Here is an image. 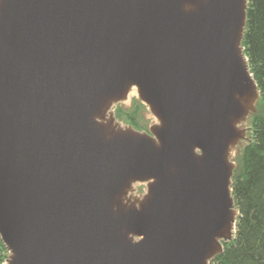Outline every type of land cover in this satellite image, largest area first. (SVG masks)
Instances as JSON below:
<instances>
[{
  "label": "water",
  "instance_id": "1",
  "mask_svg": "<svg viewBox=\"0 0 264 264\" xmlns=\"http://www.w3.org/2000/svg\"><path fill=\"white\" fill-rule=\"evenodd\" d=\"M248 0H0L7 264H209L234 238L260 99ZM155 123L113 108L130 93ZM141 189L140 192L138 189Z\"/></svg>",
  "mask_w": 264,
  "mask_h": 264
},
{
  "label": "trees",
  "instance_id": "2",
  "mask_svg": "<svg viewBox=\"0 0 264 264\" xmlns=\"http://www.w3.org/2000/svg\"><path fill=\"white\" fill-rule=\"evenodd\" d=\"M246 11L242 53L260 99L256 112L248 118L251 139L236 157L232 177L230 190L238 212L234 238L216 256L217 264H264V0H248ZM141 106L136 101L129 108L117 106L113 111L116 120L142 130L137 110ZM6 252L0 241V262Z\"/></svg>",
  "mask_w": 264,
  "mask_h": 264
},
{
  "label": "rangeland",
  "instance_id": "3",
  "mask_svg": "<svg viewBox=\"0 0 264 264\" xmlns=\"http://www.w3.org/2000/svg\"><path fill=\"white\" fill-rule=\"evenodd\" d=\"M135 101H136V102H139V103L142 105L141 107H139V109H137V110H139V113H141V119L139 120V125H140V128H142V130H140V131H147L148 128H149L151 125H153V124L155 123V120H154V119L152 118V116L150 115L149 111L147 110V107H146L145 105H143V104L138 100V98H137V96H136V92H135V95H132L131 98H130L126 103L116 105L115 108H113V111H115V109H116L117 106H122V107H124V108H129V107H131V106L135 103ZM257 104H258V103H257ZM256 110H257V109H256ZM113 111H112V112H113ZM114 116H115V113H114ZM117 122L121 123L122 125H128V124H126V123H124V122H120V121H117ZM248 125H249V124H248V120H247V123H246L245 126L249 127L250 130L246 133V138H247V140L242 141V142L238 145V147H237V149H236L235 155H234V157L232 158V161L235 162V163H236V160H237L236 157H238V155H239L241 149L243 148L242 146H244V145H245L248 141H250V139H251V137H250L251 127L248 126ZM128 126H129V125H128ZM132 128H133V127H132ZM138 131H139V130H138ZM0 241H1V240H0ZM2 257H3V256H2ZM1 261H2V260H1ZM0 263H1V262H0Z\"/></svg>",
  "mask_w": 264,
  "mask_h": 264
},
{
  "label": "built area",
  "instance_id": "4",
  "mask_svg": "<svg viewBox=\"0 0 264 264\" xmlns=\"http://www.w3.org/2000/svg\"><path fill=\"white\" fill-rule=\"evenodd\" d=\"M8 259H9V253L8 251L5 254V257L2 259L0 264H7L8 263Z\"/></svg>",
  "mask_w": 264,
  "mask_h": 264
},
{
  "label": "flooded vegetation",
  "instance_id": "5",
  "mask_svg": "<svg viewBox=\"0 0 264 264\" xmlns=\"http://www.w3.org/2000/svg\"><path fill=\"white\" fill-rule=\"evenodd\" d=\"M229 243H230V242L223 243V250H224V248H225L226 246L229 245ZM216 256H217V255H216ZM216 256L213 258V260H212L209 264H215V263L217 264V262H216V260H215Z\"/></svg>",
  "mask_w": 264,
  "mask_h": 264
},
{
  "label": "bare ground",
  "instance_id": "6",
  "mask_svg": "<svg viewBox=\"0 0 264 264\" xmlns=\"http://www.w3.org/2000/svg\"><path fill=\"white\" fill-rule=\"evenodd\" d=\"M132 94H134V92H131V93H130V96H131Z\"/></svg>",
  "mask_w": 264,
  "mask_h": 264
}]
</instances>
